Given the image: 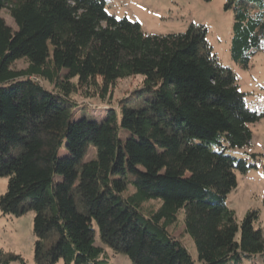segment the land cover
Here are the masks:
<instances>
[{"label": "trees", "instance_id": "16d2710c", "mask_svg": "<svg viewBox=\"0 0 264 264\" xmlns=\"http://www.w3.org/2000/svg\"><path fill=\"white\" fill-rule=\"evenodd\" d=\"M226 1L230 58L247 68L264 52V0ZM2 10L16 29L0 17V212H33L37 264H107L93 223L134 264H196L171 232L180 210L197 264L264 256L256 214L238 223L226 202L254 167L248 126L264 109L246 108L204 27L146 35L104 0H0ZM134 78L140 86L115 102L117 83ZM74 96L107 108L86 116Z\"/></svg>", "mask_w": 264, "mask_h": 264}, {"label": "rangeland", "instance_id": "374dc122", "mask_svg": "<svg viewBox=\"0 0 264 264\" xmlns=\"http://www.w3.org/2000/svg\"><path fill=\"white\" fill-rule=\"evenodd\" d=\"M107 13L116 19H127L138 23L146 35H168L183 33L190 25L205 29V40L210 52L219 64L231 70L237 78L238 89L244 94V103L248 110L261 112L264 109V52L257 53L247 68L232 62L229 48L232 35L234 7L226 10V0H104ZM0 17L13 30L16 26L6 10ZM26 67L23 61L16 62L14 68ZM43 87L51 90L46 82ZM140 86V79H127L118 82L112 91L113 100L123 98ZM78 104L75 111H82L86 116H97L107 108L104 102L88 100L74 96ZM251 141L246 148L245 157L254 167L244 174H237V185L227 195V206L240 223L249 213L256 214L254 228L261 231L264 238V118L250 124ZM63 152V149L61 150ZM254 155V159L250 156ZM95 157V151L88 147L84 160ZM7 179L0 177V197L5 193ZM156 207L154 202L146 207ZM33 212L27 210L18 216H6L0 212V261L8 264H37L34 259V235L32 231ZM177 224L171 229L175 237L181 240L193 261L197 264V254L190 237L185 234L182 225L183 211L177 213ZM95 245L101 247L106 255L107 264H134L122 253H114L99 238L97 226L93 223ZM10 258H18L11 260ZM56 264H63L60 260ZM242 264H264L263 255H251L242 258Z\"/></svg>", "mask_w": 264, "mask_h": 264}]
</instances>
